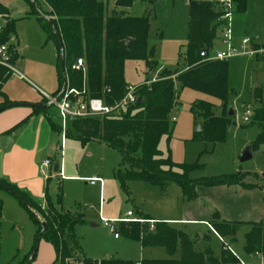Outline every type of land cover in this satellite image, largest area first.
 Listing matches in <instances>:
<instances>
[{
  "label": "rangeland",
  "instance_id": "374dc122",
  "mask_svg": "<svg viewBox=\"0 0 264 264\" xmlns=\"http://www.w3.org/2000/svg\"><path fill=\"white\" fill-rule=\"evenodd\" d=\"M105 1L107 14L113 9L123 10L114 7V0ZM187 1L156 0L152 4L135 1L133 7L124 9L128 15H147L149 20L146 59L125 60L126 85L139 86L163 71L184 67L180 54L187 39ZM0 3L8 9V17L14 23L15 36L7 41V45L17 51L15 66L27 81L19 80L25 84L17 85V77L11 76L8 87L25 93L35 91L38 99L43 98L40 95L42 92L45 95L54 94L59 84L57 43L42 28L33 12L34 8L47 11V4L43 0H0ZM246 6L245 12L233 11L231 14L232 40L235 45H240L243 37L249 36L258 43L260 51L227 59L230 93L226 112L231 108L233 115L225 139L211 143L196 137L194 133L202 119L194 118L190 111L193 102L203 100L211 103L214 113L220 115V100L199 91L179 88L176 84V103L170 114L171 132L161 136L158 149L162 157L169 156L175 163L198 164L187 173L189 179L242 174L244 183L253 186L197 185V197L193 200H186L180 185L175 182L161 189L157 185L133 179L127 181L124 190L114 175L121 161V155L115 148L96 140L82 144L73 137L64 138L62 142L61 133L56 131L53 150L48 154L58 166L62 162V176L58 170L50 175L48 173L46 193L58 211L76 219L74 235L79 251L85 256L96 260L107 257L131 261L179 257L178 246L170 255L162 246H143L140 240L126 237L122 230L126 224L112 223L118 233V237H114L113 232L99 219V209L107 219L124 217L126 211L130 210L135 218L149 217L154 221H164L187 233L195 250L210 246L217 256L221 249L231 256L239 255L243 235L249 226L243 225L235 239H221L208 229L206 223L183 222L181 219L209 220L213 212L218 211L224 220L262 221L264 227V145H255L252 157L239 162L241 151L256 139L260 131L253 111L264 108V0H248ZM3 24L4 18L0 16V25ZM250 48V44L245 45L246 50ZM225 49V44L216 40L210 53ZM147 59L151 60L152 66L146 65ZM28 82L34 89L28 86ZM75 89H85L87 92L86 72H81V86ZM49 109L54 113L55 125L59 126L55 106L49 105ZM245 116L247 121H244ZM172 117L175 120L172 121ZM93 175L102 179L101 203L98 185L91 186L86 182V178ZM0 199V264H25L36 244L34 235L39 225L30 219L26 205L8 190L0 188ZM32 202L41 204V200ZM37 218L43 221L42 217ZM53 256V247L41 237L31 264H41Z\"/></svg>",
  "mask_w": 264,
  "mask_h": 264
},
{
  "label": "trees",
  "instance_id": "16d2710c",
  "mask_svg": "<svg viewBox=\"0 0 264 264\" xmlns=\"http://www.w3.org/2000/svg\"><path fill=\"white\" fill-rule=\"evenodd\" d=\"M48 10L34 8L42 28L56 40L57 45V76L59 88L67 75L70 87L81 86V70H71L72 63L81 58L87 74V92L85 96L103 98L106 104H113L125 93L124 63L127 59H146L147 35L149 20L147 15L131 16L125 12L135 1L154 3L156 0H114L116 8L106 13L105 0H43ZM233 11L244 12L247 0H231ZM187 39L183 52L180 54L184 67L174 71H163L155 80L146 81L137 86V100L117 114L88 116L67 121L65 137L78 139L82 144L89 140H97L115 148L121 155L114 175L121 188L126 190L128 180H142L166 188L170 183L180 185L183 197L193 200L197 197L196 186L206 187L241 185L245 188L253 185L244 183L242 174L219 175L210 178L193 180L187 173L198 164L175 163L169 156L162 157L158 143L162 135L170 134V114L176 103L177 84L179 88L199 91L220 100L222 113L216 115L212 104L203 100L192 103L190 111L194 118L201 117L200 131L194 135L205 142L217 143L225 139L231 117L227 115L228 95V64L227 59L204 60L200 52H209L218 40L224 21L223 6L214 0H188ZM8 9L0 3V16L5 19L0 25V44L15 36L14 23L8 17ZM60 36L64 50L61 51ZM12 51V60L17 58V51ZM63 60L64 72L60 66ZM148 67L151 60H146ZM0 70V107L9 103L1 92L2 84L9 78ZM56 91L58 94L59 89ZM106 89H109L106 92ZM259 98V97H258ZM40 108H34V111ZM253 118L258 123L259 133L250 144L264 145V108H256ZM172 120V119H171ZM173 121V120H172ZM54 131L61 132L60 125L51 123ZM55 170L58 163L53 164ZM6 186L30 203L27 212L33 223L39 225L34 239L40 234L42 217L46 223L45 230L40 234L52 245L55 252L53 264H235L239 262L236 255L220 250L215 255L210 246L195 250L187 233L168 225L164 221H155L150 227L146 221L119 222L123 225L126 237L140 240L143 246H162L172 255L178 246V258L142 259L131 261L116 258L91 259L79 251L74 235L76 219L69 214L58 211L51 201L46 199L45 208L32 202L30 197L19 191L14 184L0 179V188ZM6 190V189H5ZM20 200V199H19ZM21 201V200H20ZM22 202V201H21ZM23 203V202H22ZM2 201L0 199V210ZM144 220L152 218L142 217ZM208 226L220 238L231 237L243 225L249 230L243 235L242 251L248 255L264 256L263 222L227 221L220 217L218 211L213 212L207 221ZM205 238V237H204ZM35 244V243H34ZM233 254V253H232ZM27 262V260H26ZM25 262V264H26Z\"/></svg>",
  "mask_w": 264,
  "mask_h": 264
},
{
  "label": "crops",
  "instance_id": "0c3cea01",
  "mask_svg": "<svg viewBox=\"0 0 264 264\" xmlns=\"http://www.w3.org/2000/svg\"><path fill=\"white\" fill-rule=\"evenodd\" d=\"M135 4L136 3L132 4L130 8L133 7ZM251 39H252V43L250 44V47L251 48L254 47V49H259L258 43L253 38ZM14 62L16 65V60ZM154 78H156V76ZM9 79L10 77L1 86V92L9 100V103L26 102V103L39 104L41 106L37 107L40 109H37L36 111H34V108L36 107H28V106H15L0 111V179H3L11 184H14L19 191L24 192L26 195L30 197L31 200L33 201L41 200L40 206L41 208H45L46 199H47L46 186H47V181L49 179L48 173L50 175L52 171L55 172L58 170V173L59 174L61 173L62 176V162L60 161V166H58V169L55 170L53 166L54 162L48 154L53 150V145L55 142V132H56L53 130L51 124L54 123V118H53L54 113H52L51 109H49V105L52 104L47 103L45 99V94H43V92L40 93L39 91H37L40 93L41 96H43V98L38 99L35 91H32L31 89H29L31 90L29 91L30 93H25L22 90L20 89L18 90L16 88L12 90L7 85ZM19 80L26 81L25 77L23 79H20L18 77L16 78V82L18 83L17 85L23 86V84L25 83ZM27 84H29L28 86L34 89V87L31 86L29 82ZM58 88H59V84L57 90ZM55 94L56 92L52 95ZM0 101H2V96H0ZM42 105H44V107ZM55 113H56V109H55ZM64 138L66 139L65 136L61 138L62 142ZM59 148L60 149L62 148V144L59 145ZM46 159H48L50 163L47 167H44L42 166V164ZM64 177H73V176H64ZM90 177H99V176L93 175ZM96 184L99 187V192H100L99 203H101L103 183L101 184L99 182H96L95 184H89V185L95 186ZM181 221L183 222L198 221L207 224L208 220H195L188 218V219H181ZM208 229L212 230L209 226ZM205 237L208 238V235L207 236L205 235ZM242 246L243 245L240 246V250H241L240 254L237 255V258L239 259L238 263L259 264V262L261 263L264 262L263 255L260 256V255L245 254L242 251ZM54 259H55V252L53 258L44 260L41 264H52Z\"/></svg>",
  "mask_w": 264,
  "mask_h": 264
},
{
  "label": "built area",
  "instance_id": "2783aa9c",
  "mask_svg": "<svg viewBox=\"0 0 264 264\" xmlns=\"http://www.w3.org/2000/svg\"><path fill=\"white\" fill-rule=\"evenodd\" d=\"M219 2L224 9V13L221 16V20L224 21L223 28L219 34L218 40L225 44L226 49L222 51H217L211 54L210 51L207 53L205 51L200 52V56L204 60H222L228 59L230 57L248 53L250 55L259 52V49L250 48L245 49V45L251 44L252 39L249 36L243 37L240 45H235L233 43L232 31L230 29V17L233 12V2L231 0H214ZM212 50V49H211ZM0 70H4V76L8 75L16 76L23 79L24 76L21 71L15 66V62L12 60V51L9 49L7 43L0 44ZM71 70H81L85 73L84 61L81 58L76 59L72 65ZM2 79V78H1ZM0 79V83H1ZM137 86L126 85L124 95L113 104H106L103 98L98 97H88L85 96L86 90H77L69 86L67 75H65V81L60 88L57 95H45L47 103L55 106L57 114L60 119L61 136H65V128L68 120L76 118H84L88 116H101L107 114H117L121 110H125L127 107L132 105L137 100L136 94ZM109 89H106L108 92ZM175 120L174 117L171 118ZM248 118L245 116L244 121ZM50 161L46 159L42 166L47 167ZM61 174V173H60ZM86 182L89 184H95L99 182L102 184V179L99 177H89L86 178ZM132 211H126L125 216L121 218H105L102 216L101 211H98V217L108 228L110 232H113L114 237H118V233L115 231V227L112 225L114 222H129V221H146L152 227L155 222L153 219L144 220L142 218H135L132 216ZM256 255H260L257 254ZM261 256V255H260ZM264 264V262H263Z\"/></svg>",
  "mask_w": 264,
  "mask_h": 264
},
{
  "label": "water",
  "instance_id": "95a60500",
  "mask_svg": "<svg viewBox=\"0 0 264 264\" xmlns=\"http://www.w3.org/2000/svg\"><path fill=\"white\" fill-rule=\"evenodd\" d=\"M58 39H59L60 49H61V51H63V50H64V46H63V44H62V41H61L60 36H58ZM60 66H61L62 71L64 72V64H63V60H62V59L60 60ZM64 73H65V72H64ZM64 81H65V76H64ZM137 102H138V103L140 102V98H139V97H138V99H137ZM15 106L40 107L41 105H39V104H35V103H26V102H25V103H24V102H11V103H8V104H6V105L0 107V111L4 110V109H6V108L15 107ZM42 106L44 107V105H42ZM227 115H229V116H232V115H233V111H232L231 108L228 109ZM196 131H197V132L200 131V126H199V125H197V127H196ZM252 149H253V148H252V146H251L250 144L247 145V146L241 151V153H240V156H239V162H244V161L250 159V158L252 157ZM3 187H4V189H6V190H8L9 192H11V193H12L14 196H16L18 199H20V200L24 203V205H26L27 207H30V203H29L26 199L22 198V197H21L18 193H16L14 190H12V189H10V188H8V187H6V186H3ZM45 228H46V223H45V221H41L40 234L45 230ZM40 234H39V236H38V238H37L36 244L34 245V247H33L32 251H31V253H30V256H29V258H28L26 264H31V262H32V260H33V258H34V255H35V253H36V251H37V248H38V240L40 239ZM106 258H107V257H106Z\"/></svg>",
  "mask_w": 264,
  "mask_h": 264
}]
</instances>
